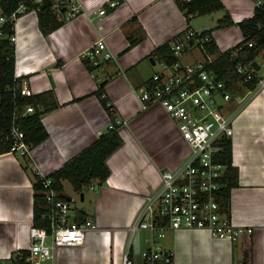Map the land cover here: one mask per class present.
<instances>
[{"label": "crops", "instance_id": "crops-1", "mask_svg": "<svg viewBox=\"0 0 264 264\" xmlns=\"http://www.w3.org/2000/svg\"><path fill=\"white\" fill-rule=\"evenodd\" d=\"M113 1L116 0H64L67 10L76 3L81 13L65 21L63 9V14L57 15L64 24L48 36L41 33L33 10L16 23L15 76L26 78L34 95L52 92L59 107L41 116L49 137L31 148L28 171L22 157L0 153V264L30 246L34 170L50 176L117 120L123 122L118 129L122 144L106 161L110 176L105 183L94 181L87 187L95 192L98 186L93 212L77 209L85 219H93L98 230L86 234L83 246L56 250L53 264H123L128 251L134 264H144L142 253L148 249L170 255V264H243L248 240L252 264H264V89L237 113L233 136L229 138L238 186L231 191L227 213L236 225L251 228L252 234L236 242L215 239L207 230L168 231L163 238L149 231L131 236L130 227L146 199L161 186V173L180 167L190 154L175 121L160 105L143 110L137 90L149 85L157 72L158 62H150L155 49L187 31L201 33L214 25L199 27L198 31L192 22L195 17L188 24L175 0H119V6L111 9ZM221 1L238 24L251 19L256 2L264 0ZM103 8L106 15L99 16ZM133 18L138 23L132 24ZM220 19L221 16L215 23ZM139 26L146 37L128 50V37L138 36ZM212 38L219 52L224 53L237 46L243 35L235 25L215 27ZM101 39L113 58L99 61L100 67L91 73L83 58ZM198 55L200 58L193 62L180 60L183 64L198 63L203 60L200 51ZM260 70L258 76L264 77ZM103 82L113 106L112 116L94 96ZM63 195L71 205L70 214L75 212L70 216L74 221L78 215L72 200L64 191Z\"/></svg>", "mask_w": 264, "mask_h": 264}, {"label": "built area", "instance_id": "built-area-1", "mask_svg": "<svg viewBox=\"0 0 264 264\" xmlns=\"http://www.w3.org/2000/svg\"><path fill=\"white\" fill-rule=\"evenodd\" d=\"M43 2L21 0L10 15L0 12V38L6 34L5 27L12 25L14 33L8 38L15 51L18 19L30 10L38 12V6ZM119 4V0L113 1L109 8L114 9ZM70 5L67 10L64 0H59L54 6L57 14L65 9V21L81 13L79 4ZM30 6L34 7L31 9ZM255 8L264 10V1L256 2ZM106 12L103 8L98 15L104 16ZM195 36L197 33L189 31L188 38ZM207 40L196 38L195 46L202 53L203 60L194 64L181 62L179 54L185 51L183 43L173 44L172 49L179 59L171 64L161 62V68L153 75L151 83L137 90L143 110L160 105L175 121L181 138L190 148V154L180 167L161 173L160 188L148 196L130 227L132 237L139 231L154 232L163 238L168 231L207 230L215 239L236 242L241 236L252 234L251 228L236 225L219 201L222 188L220 180L226 171L224 166L214 161V155L220 150L216 144L233 136V122L237 113L252 96L264 89V77H259L254 89L245 88V84L253 81L257 72L251 64L239 62L235 66L239 79L229 85L210 68L217 56L206 51L204 43ZM248 46L253 47V43L249 42ZM84 58L97 64L101 60H111L113 56L105 40L101 39L86 52ZM16 79L19 80L14 89L16 95L35 96L26 78ZM35 113V107L27 106L14 116L10 130L3 136L4 142L10 144L8 154L30 157L31 148L25 141V133L18 120ZM122 125L123 122L117 120L108 129L113 130ZM34 173L42 179L49 229L33 225L28 250L14 252L1 264H45L48 261L53 264L56 250L83 246L86 234L98 230L93 219L87 218L81 223L71 220V205L59 198L51 179L37 170ZM142 258L144 264L157 261L171 263L170 255L160 250H145ZM123 264H134L129 251L124 255Z\"/></svg>", "mask_w": 264, "mask_h": 264}, {"label": "trees", "instance_id": "trees-1", "mask_svg": "<svg viewBox=\"0 0 264 264\" xmlns=\"http://www.w3.org/2000/svg\"><path fill=\"white\" fill-rule=\"evenodd\" d=\"M20 1L21 0H0L1 13L7 16L10 15L18 8ZM56 2V0H44V2L38 6V26L44 36L50 35L64 24L63 21L58 19V15L55 12L54 6ZM175 2L179 10L185 16L188 24L193 17L210 15L221 11L224 12L223 18L218 21L217 29L229 28L236 25L242 32L243 40L234 48L221 53L212 38L213 30H205L201 33H197V36L191 38H187L189 34V31H187L177 36L171 42L155 49L151 55L155 61L171 64L179 59L172 49L173 44L184 43V50L186 51V46L190 45V43L195 45L196 38H207L208 40L204 43L206 51L208 54L217 56L210 68L214 69L220 78L230 85L239 79V76L235 72L237 63L251 64L260 54H264L263 9L255 8L254 16L251 19H246L236 24L233 22L221 0H175ZM30 7L32 9L34 6ZM130 22L132 24L138 23L136 18L131 19ZM139 29L141 33L138 36L128 37V50L145 39L146 33L141 26H139ZM5 33L6 34L0 38V153H8L9 151L10 144L4 142L3 136L10 130L15 115L20 114L27 106L35 107V114L27 115L18 120V124L25 133V141L30 148H33L49 137L41 122V116L59 107L52 92H45L33 97H21L20 95H16L14 89L19 82L15 77L16 51L8 38V36L14 33L12 25L8 24L5 27ZM249 42L253 43V47L248 46ZM83 62L91 73L100 67L99 62L93 64L86 58H83ZM258 80L259 76L258 73H256V77L250 83L245 84V88L249 90L254 89ZM104 86L105 84L101 85L98 91L94 93V96L99 99L106 112L112 116L113 114L111 111L113 106L105 94ZM119 128L120 127H116V129L113 130L107 129V131L103 132L92 145L81 151L74 158L66 162L59 170L47 177L51 179L52 187L59 193V198L61 200L66 201L67 198L63 195L64 181L69 182L76 192H82L84 188L89 187L94 181H98L101 184L106 182L110 176V170L106 161L122 144V139L118 133ZM216 145L220 150L214 155V161L224 166L226 171L224 177L220 180L222 188L219 193V201L225 211L229 212L231 191L238 186V169L233 165L231 140L225 138L220 140ZM22 164L24 169L28 171L31 165L30 158L26 156L22 157ZM33 177L35 179L33 186V225L49 229V222L45 216L47 204L45 201L44 189L42 187V179L34 172ZM76 212L78 216L74 221L77 223L83 222L85 220L84 216H82L80 212ZM154 264L165 263L157 261ZM243 264H252V245L250 240H248L245 245Z\"/></svg>", "mask_w": 264, "mask_h": 264}, {"label": "rangeland", "instance_id": "rangeland-1", "mask_svg": "<svg viewBox=\"0 0 264 264\" xmlns=\"http://www.w3.org/2000/svg\"><path fill=\"white\" fill-rule=\"evenodd\" d=\"M59 3L61 4V2ZM0 12H1V9H0ZM223 15H224V12L221 11V12L212 13L210 15L195 17V19L192 20L193 26L194 28L198 29V31L200 30L199 27L201 28L206 25H208L209 27H212V25H214L213 29L215 27L217 29L218 24H216L215 22L220 16L221 18H223L222 17ZM213 29H210V30H213ZM186 48H187L186 52H182L179 54V57L180 59H182L183 62H193L196 58L197 59L200 58L198 55L199 51L196 46H194L193 48L190 45H188L186 46ZM191 51L193 52V54ZM194 53L197 55H195ZM256 61L261 66L260 73L263 74L264 73V54H260V56L256 59ZM160 63L161 62H158L155 66L157 71L160 70L161 68ZM64 193L72 200V207L74 210L77 211L78 209V210H84L87 213H92L93 208H94L95 199L98 193V186H96L95 192L91 188H84L82 192H76L71 186V184L69 182H66ZM82 195H84V201L82 199ZM74 213L75 212L73 211L72 214H70V216H73ZM51 263H52L51 261H48L45 264H51Z\"/></svg>", "mask_w": 264, "mask_h": 264}, {"label": "water", "instance_id": "water-1", "mask_svg": "<svg viewBox=\"0 0 264 264\" xmlns=\"http://www.w3.org/2000/svg\"><path fill=\"white\" fill-rule=\"evenodd\" d=\"M150 62H152V64L155 63L154 60H153V58L150 59ZM251 66L255 69L256 72H258V71L260 70V66H259V64H257V62H255V61L251 63ZM104 83H105V82H103L102 85H103ZM82 199H83V195H82Z\"/></svg>", "mask_w": 264, "mask_h": 264}]
</instances>
